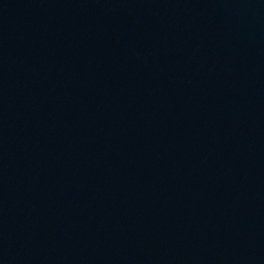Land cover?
Returning a JSON list of instances; mask_svg holds the SVG:
<instances>
[{"label":"water","instance_id":"water-1","mask_svg":"<svg viewBox=\"0 0 264 264\" xmlns=\"http://www.w3.org/2000/svg\"><path fill=\"white\" fill-rule=\"evenodd\" d=\"M0 264H264V0H0Z\"/></svg>","mask_w":264,"mask_h":264}]
</instances>
